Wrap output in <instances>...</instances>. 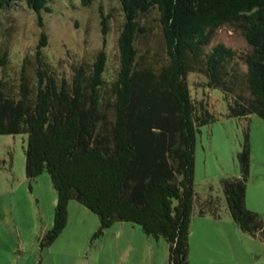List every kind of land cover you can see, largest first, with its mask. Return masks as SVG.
<instances>
[{"label": "trees", "instance_id": "trees-1", "mask_svg": "<svg viewBox=\"0 0 264 264\" xmlns=\"http://www.w3.org/2000/svg\"><path fill=\"white\" fill-rule=\"evenodd\" d=\"M17 1L0 0V9L16 8ZM22 1L39 25L42 12H52L63 2ZM93 1L77 0L81 6ZM118 2L123 21L115 77L103 78L105 55L99 50L88 76L75 77L71 84L58 87L37 69L35 80L21 82L16 93L0 86V133L27 135L26 177L31 180L45 170L55 190L52 223L41 245L60 233L68 200L75 198L98 216L92 237L114 220L128 221L148 236L162 235L168 264H188L191 216L219 214L216 196L200 197L193 183L196 131L217 115L204 104H194L185 74L194 68L205 73V84L223 93L225 115L246 118L257 113L264 123V0ZM151 9L157 12L166 53L158 66L139 62L135 45V37L145 31L140 17ZM98 12L104 44L108 24L100 2ZM228 22L240 27L249 51L237 53L221 42L209 45L212 32ZM45 42L42 32L36 53ZM5 60L0 47V67ZM236 159L239 174L220 177V188L234 223L264 240V215L244 202L247 132Z\"/></svg>", "mask_w": 264, "mask_h": 264}, {"label": "rangeland", "instance_id": "rangeland-1", "mask_svg": "<svg viewBox=\"0 0 264 264\" xmlns=\"http://www.w3.org/2000/svg\"><path fill=\"white\" fill-rule=\"evenodd\" d=\"M18 7L0 9V47L6 60L0 67V86L18 91L21 82L30 84L36 70L56 86L71 84L75 77H87L99 50L105 55L103 78L112 80L117 72V37L123 21L118 0H94L81 6L77 0H63L55 10L42 12L39 25L34 13L18 0ZM107 15L105 42L99 22L98 5ZM145 31L135 37L139 62L158 66L164 62V41L151 9L140 17ZM45 45L36 53L40 33ZM221 42L237 53L250 50L239 26L219 25L209 45ZM241 61V60H239ZM194 104L206 105L216 119L201 124L195 134L193 183L200 196H216L219 216L194 214L188 233V264H264V240L242 231L232 220L219 178L236 176V152L247 132L248 177L244 202L248 209L264 215V123L257 113L246 118L227 116L221 90L205 84L202 70L185 74ZM25 133H0V264H168L167 242L158 235H146L139 225L114 220L101 235L92 237L98 216L71 198L67 219L60 233L40 244L51 226L55 190L45 170L29 180L25 175ZM197 205L194 204V211Z\"/></svg>", "mask_w": 264, "mask_h": 264}]
</instances>
